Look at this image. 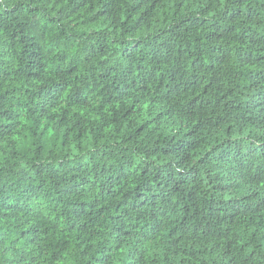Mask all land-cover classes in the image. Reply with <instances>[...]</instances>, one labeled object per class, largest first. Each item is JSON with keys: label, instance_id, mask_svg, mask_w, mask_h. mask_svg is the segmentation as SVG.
<instances>
[{"label": "trees", "instance_id": "16d2710c", "mask_svg": "<svg viewBox=\"0 0 264 264\" xmlns=\"http://www.w3.org/2000/svg\"><path fill=\"white\" fill-rule=\"evenodd\" d=\"M0 264H264V0H0Z\"/></svg>", "mask_w": 264, "mask_h": 264}]
</instances>
